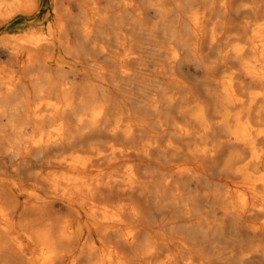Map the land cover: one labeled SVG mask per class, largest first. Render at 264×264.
<instances>
[{"label":"bare ground","instance_id":"1","mask_svg":"<svg viewBox=\"0 0 264 264\" xmlns=\"http://www.w3.org/2000/svg\"><path fill=\"white\" fill-rule=\"evenodd\" d=\"M0 264H264V0H0Z\"/></svg>","mask_w":264,"mask_h":264},{"label":"rangeland","instance_id":"2","mask_svg":"<svg viewBox=\"0 0 264 264\" xmlns=\"http://www.w3.org/2000/svg\"><path fill=\"white\" fill-rule=\"evenodd\" d=\"M149 71L152 72V69L150 68ZM219 179L223 181L227 180L224 176H219Z\"/></svg>","mask_w":264,"mask_h":264}]
</instances>
